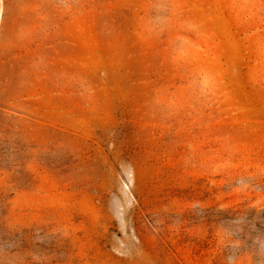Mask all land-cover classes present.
Wrapping results in <instances>:
<instances>
[{"label": "rangeland", "instance_id": "rangeland-1", "mask_svg": "<svg viewBox=\"0 0 264 264\" xmlns=\"http://www.w3.org/2000/svg\"><path fill=\"white\" fill-rule=\"evenodd\" d=\"M0 264H264V0H0Z\"/></svg>", "mask_w": 264, "mask_h": 264}]
</instances>
